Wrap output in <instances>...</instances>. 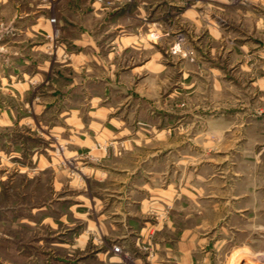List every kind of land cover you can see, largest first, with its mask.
Here are the masks:
<instances>
[{"label":"rangeland","instance_id":"1","mask_svg":"<svg viewBox=\"0 0 264 264\" xmlns=\"http://www.w3.org/2000/svg\"><path fill=\"white\" fill-rule=\"evenodd\" d=\"M86 1L0 0V264H98L105 247H72L86 228L73 211L96 216L91 170L142 138L193 146L196 194L174 217L194 228L192 264H264V0H103L99 16ZM83 32L94 46L74 67ZM91 95L110 111L91 115ZM103 127L116 135L96 138ZM153 215L163 224L170 205ZM95 234L104 264L190 263L162 248L181 232L136 249Z\"/></svg>","mask_w":264,"mask_h":264},{"label":"crops","instance_id":"2","mask_svg":"<svg viewBox=\"0 0 264 264\" xmlns=\"http://www.w3.org/2000/svg\"><path fill=\"white\" fill-rule=\"evenodd\" d=\"M107 3H109V1L87 0L85 5H83L85 9L88 10L87 12L91 11L92 15L99 16L102 10L110 8ZM115 8L114 5L112 10H115ZM30 13L29 11L25 12L26 17L19 15V20L23 18L30 20ZM19 20L14 23L16 24ZM41 23H43L45 28L46 22L44 23L43 21L40 22V24ZM256 27H259V23H257ZM13 36L15 37V34H13ZM3 37V32H0V40ZM72 41L77 46H81V48L80 52L73 54L71 57V59L74 57V64L69 63V65L85 68L86 65L83 63V57L89 55L84 53L86 52L83 51L84 47L88 45L93 47L95 40L92 36L86 35V33L83 32ZM97 51V49H92V56H95ZM89 103L95 108L90 110L92 113L91 115H97L96 113L99 112L108 113L110 111L108 107H105L107 103L101 96L91 95ZM69 119H71V117L65 119L68 124H70L68 122ZM112 121L113 118L110 119V122ZM97 123L100 125L102 124L101 122ZM142 129H140V131H142ZM122 131L123 133L128 132V129L124 127ZM140 131L137 130L136 133ZM109 134L116 135L111 129L103 127L99 130V134H97L96 138H102ZM139 134H142V132ZM85 142L86 141H84V143ZM135 142L136 143L130 144L122 150L120 153L122 155H116L119 150L114 148L115 150H112V153L117 157H113V160L109 159L112 160L110 162L107 160L110 157H105L104 152H97L100 157H104L103 162L107 160V164L102 163L99 165L100 167L91 170V175L101 183L104 182L105 185H102L103 187L96 192V196H91L89 199L93 206L97 204V202H101L100 210L94 217L89 215L88 211H85L83 214L78 211H73V217L78 220L83 219L86 223V228L79 235H76L75 244H72V247L83 249L90 243L93 248L105 247L106 251H99L94 254V257L98 260V264H104L106 261H111V250L105 244H103L105 246H102V244H99L100 242L89 240L91 239L89 236L91 230L93 233H97L95 235L102 236V238L108 242L107 245L113 240L112 242H120L123 248L136 249L140 248V242L145 241L147 238L146 235H151L150 237H152L157 232L170 229L172 233L180 234L181 232L185 237L183 236L181 239H161L162 248L171 249L173 259L178 257L176 253L179 251L176 250L181 248V250L187 249L183 251L182 254H185L188 262L192 264L193 250H189V244L185 245V239H188L191 232L194 233V228L190 229L189 225H185L184 228L180 229L178 227L179 222H177L174 217L177 214L175 210L177 211L181 204L186 205L187 207L185 209L189 210V202L196 194L195 185L191 183V181L195 179L196 171L193 146L148 145L143 144V138ZM84 145L88 146L87 144H82L79 146L81 150ZM79 147L77 148V152L80 151ZM164 149L168 151V155H162ZM205 185L206 182L203 184V193H206ZM207 185L210 187L211 182H207ZM223 185L227 184L223 183ZM208 189L207 192L210 193V188ZM225 189L224 191L226 193L227 188ZM242 193L239 191L235 196L236 199L242 197ZM168 205L171 207L170 218L163 222V224L159 223V221L157 224L153 213L158 212L161 207L164 208ZM183 205H181V208H184ZM84 206L89 209L88 204L85 203ZM186 216L188 218V215ZM64 244L68 245V243H61V245ZM176 263L179 262L176 261Z\"/></svg>","mask_w":264,"mask_h":264},{"label":"built area","instance_id":"3","mask_svg":"<svg viewBox=\"0 0 264 264\" xmlns=\"http://www.w3.org/2000/svg\"><path fill=\"white\" fill-rule=\"evenodd\" d=\"M52 20H54V18H52ZM113 249H114L115 252H120L121 251V247L119 245H117V244L113 245Z\"/></svg>","mask_w":264,"mask_h":264}]
</instances>
